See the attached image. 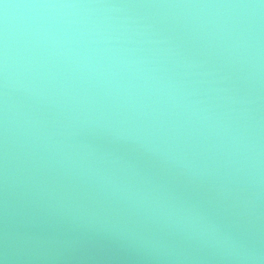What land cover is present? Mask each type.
Masks as SVG:
<instances>
[{
	"label": "clouds",
	"instance_id": "1",
	"mask_svg": "<svg viewBox=\"0 0 264 264\" xmlns=\"http://www.w3.org/2000/svg\"><path fill=\"white\" fill-rule=\"evenodd\" d=\"M264 264V0H0V264Z\"/></svg>",
	"mask_w": 264,
	"mask_h": 264
},
{
	"label": "water",
	"instance_id": "2",
	"mask_svg": "<svg viewBox=\"0 0 264 264\" xmlns=\"http://www.w3.org/2000/svg\"><path fill=\"white\" fill-rule=\"evenodd\" d=\"M101 264H104V262L102 261Z\"/></svg>",
	"mask_w": 264,
	"mask_h": 264
}]
</instances>
